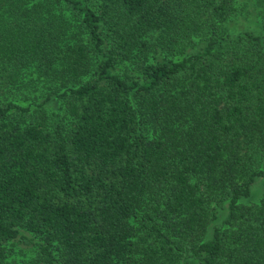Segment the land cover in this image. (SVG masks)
<instances>
[{
    "label": "trees",
    "instance_id": "16d2710c",
    "mask_svg": "<svg viewBox=\"0 0 264 264\" xmlns=\"http://www.w3.org/2000/svg\"><path fill=\"white\" fill-rule=\"evenodd\" d=\"M259 178L264 0H0V264H264Z\"/></svg>",
    "mask_w": 264,
    "mask_h": 264
},
{
    "label": "rangeland",
    "instance_id": "374dc122",
    "mask_svg": "<svg viewBox=\"0 0 264 264\" xmlns=\"http://www.w3.org/2000/svg\"><path fill=\"white\" fill-rule=\"evenodd\" d=\"M243 5V4H242ZM244 11L240 13L239 17L234 20V25L237 29L241 30L246 28L248 25H251L253 29H256V24L258 20H260L259 12L261 9H251L249 6L243 7ZM244 24V25H243ZM8 99L16 98V100H30L32 99L33 102L36 104H40L44 101L47 93L49 92V85L43 80L36 76V73L32 70H26L22 73L20 77L19 83L14 86L5 89ZM58 100L53 102H48L45 104V112L47 114L50 113H59V104ZM36 105L32 106L34 110ZM264 192V179L259 178L256 180L255 184L252 187V195L246 202L248 204H254L259 200L262 193ZM14 252H12L13 258L18 261L27 260L31 255L32 252L28 247H24L23 244H16L12 247Z\"/></svg>",
    "mask_w": 264,
    "mask_h": 264
}]
</instances>
